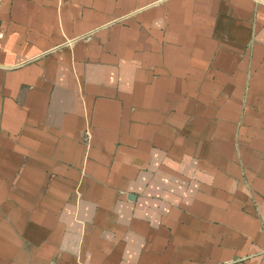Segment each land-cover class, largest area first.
Listing matches in <instances>:
<instances>
[{
    "label": "crops",
    "instance_id": "crops-1",
    "mask_svg": "<svg viewBox=\"0 0 264 264\" xmlns=\"http://www.w3.org/2000/svg\"><path fill=\"white\" fill-rule=\"evenodd\" d=\"M0 264H264V0H0Z\"/></svg>",
    "mask_w": 264,
    "mask_h": 264
}]
</instances>
